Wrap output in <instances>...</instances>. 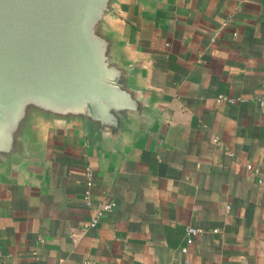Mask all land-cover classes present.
Returning <instances> with one entry per match:
<instances>
[{
    "label": "crops",
    "instance_id": "1",
    "mask_svg": "<svg viewBox=\"0 0 264 264\" xmlns=\"http://www.w3.org/2000/svg\"><path fill=\"white\" fill-rule=\"evenodd\" d=\"M107 26L144 110L117 135L29 117L0 158V264H264V0H115ZM88 164L116 200L95 226Z\"/></svg>",
    "mask_w": 264,
    "mask_h": 264
},
{
    "label": "water",
    "instance_id": "2",
    "mask_svg": "<svg viewBox=\"0 0 264 264\" xmlns=\"http://www.w3.org/2000/svg\"><path fill=\"white\" fill-rule=\"evenodd\" d=\"M115 0H0V158L23 150L34 112L117 135L144 100L107 26Z\"/></svg>",
    "mask_w": 264,
    "mask_h": 264
},
{
    "label": "built area",
    "instance_id": "3",
    "mask_svg": "<svg viewBox=\"0 0 264 264\" xmlns=\"http://www.w3.org/2000/svg\"><path fill=\"white\" fill-rule=\"evenodd\" d=\"M240 10H242V4H239L236 7V12H238ZM234 20H235V15H231V16H229L228 20L225 21L222 25H225V24L232 22ZM234 33L237 34V32H234ZM220 99H226L228 101L233 102V101H236L237 98H235L233 96H227L225 94H221ZM257 99L261 104H264V82L262 84V88H261V91H260ZM85 176H86V189H85L84 199H85L87 206L94 207L93 217L90 221V226H95L100 222V220L103 218V216L105 215L106 212L112 210L115 207L116 200L108 199V200L101 201L98 204L94 205V199H93L92 191H91V187L93 184V178H94V171H93V168L90 164H88L85 168ZM215 230H218V228ZM201 232H202L201 227L193 226V225H188L186 227V234H185L186 244L182 247V251L184 253H188V250H189L188 245L190 243H193L195 241L196 237ZM89 264H95V263L90 262ZM181 264H191V260L187 257V258H185V260Z\"/></svg>",
    "mask_w": 264,
    "mask_h": 264
}]
</instances>
